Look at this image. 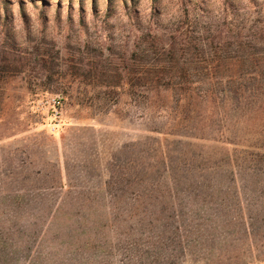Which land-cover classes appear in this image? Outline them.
Returning a JSON list of instances; mask_svg holds the SVG:
<instances>
[{"label":"rangeland","instance_id":"374dc122","mask_svg":"<svg viewBox=\"0 0 264 264\" xmlns=\"http://www.w3.org/2000/svg\"><path fill=\"white\" fill-rule=\"evenodd\" d=\"M262 80L264 0H0V264H216L202 211L264 202Z\"/></svg>","mask_w":264,"mask_h":264},{"label":"trees","instance_id":"16d2710c","mask_svg":"<svg viewBox=\"0 0 264 264\" xmlns=\"http://www.w3.org/2000/svg\"><path fill=\"white\" fill-rule=\"evenodd\" d=\"M165 68L166 66H163L160 71H162ZM233 69L235 71L238 70L237 64L234 65ZM257 70H261V68L258 67L255 68L256 74H258ZM158 81L159 78H157V82ZM157 84L159 85V83ZM259 85L261 86L264 85V80H262V82L259 83ZM165 139L167 143L164 145L163 148H161V150H159V156L155 157L156 160L153 161V162H157V164L151 163L148 169L152 171L155 168H158L157 170H159L160 167L163 168L166 171V175H168L166 176L168 183L176 186L182 183L181 176L177 175V173L179 171H182L180 168L181 165L180 156L182 155L185 156L187 154L186 150L183 149V147H185V145L187 144L180 139H176V140L174 138L168 139L167 137H165ZM174 142L180 145V150H175ZM190 159L193 160L194 162V160L196 159L195 155L194 158L191 157ZM189 165L190 163H187L186 166ZM169 167H171V172L168 169ZM184 169L185 168L183 166V170ZM205 178L206 177L204 174H200L197 177V181L202 182V180ZM204 182L206 181L204 180ZM212 185L213 184L206 183L203 186H199V187L201 189L204 188V189L212 190L213 188ZM218 188L221 189L222 184H219ZM219 192L222 193L221 191ZM239 194L237 193L236 195L238 201L241 200L239 198L240 197ZM244 196L246 197L244 201L245 208L239 207L237 209L227 208V209H218V210L209 208V209H204L202 211L204 217L209 218L208 219L209 221L211 222L216 221V232L218 233L217 240L218 243H220L218 250L216 252L217 253L216 264H225V261L232 263L234 262L233 260L239 258L237 257V255L236 256L232 255L235 252L237 253L238 250V244H237L238 241H236V239L239 241L242 240L245 243H247V247L245 249L251 256H254L253 253H255L257 258L264 257V242H263L264 241V202L261 205L254 207L251 204V195H248V193L245 192ZM174 217H179V213L173 216V218ZM217 229H219L220 231L218 232ZM239 231L241 232V234L238 233Z\"/></svg>","mask_w":264,"mask_h":264},{"label":"built area","instance_id":"2783aa9c","mask_svg":"<svg viewBox=\"0 0 264 264\" xmlns=\"http://www.w3.org/2000/svg\"><path fill=\"white\" fill-rule=\"evenodd\" d=\"M60 103H61V101H60L59 98H54V99L52 100V107H53L54 109H56V112H57V107L60 105ZM57 115H58V113H57Z\"/></svg>","mask_w":264,"mask_h":264}]
</instances>
